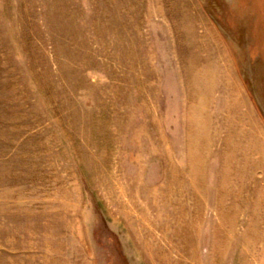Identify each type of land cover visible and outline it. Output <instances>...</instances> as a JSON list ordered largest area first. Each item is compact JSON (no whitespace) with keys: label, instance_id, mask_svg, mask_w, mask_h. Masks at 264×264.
<instances>
[{"label":"rangeland","instance_id":"obj_1","mask_svg":"<svg viewBox=\"0 0 264 264\" xmlns=\"http://www.w3.org/2000/svg\"><path fill=\"white\" fill-rule=\"evenodd\" d=\"M0 264H264V0H0Z\"/></svg>","mask_w":264,"mask_h":264}]
</instances>
